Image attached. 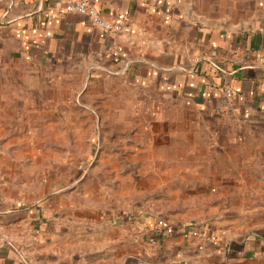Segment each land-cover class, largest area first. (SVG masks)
<instances>
[{
    "label": "crops",
    "instance_id": "0c3cea01",
    "mask_svg": "<svg viewBox=\"0 0 264 264\" xmlns=\"http://www.w3.org/2000/svg\"><path fill=\"white\" fill-rule=\"evenodd\" d=\"M67 1L0 0V264H264L261 236L234 241L206 224V240H188L156 212L93 207L87 182L70 193L57 175L45 186L11 171L12 120L56 118L65 100L87 108L74 117L80 159L96 150L100 118L125 147L135 135L208 166L224 155L239 167L242 151L264 167V0H99L105 19L124 23L120 33L66 13ZM160 219L169 232L154 246Z\"/></svg>",
    "mask_w": 264,
    "mask_h": 264
},
{
    "label": "rangeland",
    "instance_id": "374dc122",
    "mask_svg": "<svg viewBox=\"0 0 264 264\" xmlns=\"http://www.w3.org/2000/svg\"><path fill=\"white\" fill-rule=\"evenodd\" d=\"M65 102L63 114L56 118L12 120L16 143L11 171L17 172V178H40V184L49 186L57 175L68 182L61 189L70 193L79 189L78 194L87 182L93 207L97 201L99 207H110L118 213L156 212L174 222V234L178 236L187 224H209L226 231L234 241L252 235L264 238V167L251 166L249 152L244 157L241 151L239 167H232L234 161L224 155L220 165L208 166L200 155L190 158L182 150L164 151V142L158 151L149 150L147 141L137 145L135 135L128 136L125 147L119 132L111 129L112 120L95 118L96 150L88 160L80 159L76 156L78 135L74 130L79 120L74 117L75 111L87 108L77 101ZM156 112L144 109L150 117ZM39 127L46 128L42 135L36 132ZM145 129L153 130L151 119L145 121ZM34 143H43L44 149L34 151L28 145ZM39 155H45L46 161ZM236 171L239 176L235 178ZM203 178H219V187Z\"/></svg>",
    "mask_w": 264,
    "mask_h": 264
},
{
    "label": "built area",
    "instance_id": "2783aa9c",
    "mask_svg": "<svg viewBox=\"0 0 264 264\" xmlns=\"http://www.w3.org/2000/svg\"><path fill=\"white\" fill-rule=\"evenodd\" d=\"M99 0H68L65 5V11L68 14H75L79 16L86 17L91 25L103 32L107 33H120L125 29L123 22L119 21H110L103 17L97 8ZM211 90H215L214 86L210 87ZM223 91L225 97L229 103L234 102V93L227 86H223ZM74 164V163H72ZM79 170H82V166L79 167ZM171 228V226H170ZM169 232L168 225L164 219H160L157 224L156 236L151 243L155 246L158 245V238L162 237L165 233ZM182 236L188 240H194L201 238L206 240V229L203 227H197L194 225H186L181 228ZM214 245H217L216 242H213Z\"/></svg>",
    "mask_w": 264,
    "mask_h": 264
}]
</instances>
